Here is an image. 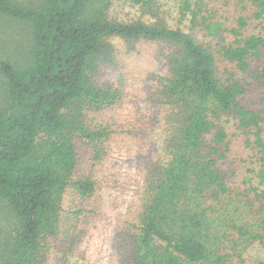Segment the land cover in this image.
<instances>
[{"label": "trees", "instance_id": "trees-1", "mask_svg": "<svg viewBox=\"0 0 264 264\" xmlns=\"http://www.w3.org/2000/svg\"><path fill=\"white\" fill-rule=\"evenodd\" d=\"M126 1L138 18H114V0H0V16L22 28L11 36L21 48L0 59V204L13 223L0 264H44L53 240L65 251L81 233L84 211L70 213L65 199L92 197L96 183L76 177V139L103 158L110 133L88 117L124 100L122 86L101 81L119 64L112 37L128 51L159 43L165 62L146 123L158 152L122 264H252L251 250L264 251V70H252L264 46V0H175L170 12L161 0ZM173 12L186 27L170 22ZM255 83L263 91L251 105ZM234 142L250 152L236 186L221 165Z\"/></svg>", "mask_w": 264, "mask_h": 264}, {"label": "rangeland", "instance_id": "rangeland-1", "mask_svg": "<svg viewBox=\"0 0 264 264\" xmlns=\"http://www.w3.org/2000/svg\"><path fill=\"white\" fill-rule=\"evenodd\" d=\"M161 1L166 5L167 12L176 7L175 0ZM219 14L225 17L228 11H220ZM112 15L118 20L128 21L138 18L140 12L131 2L114 0ZM168 17H171L170 22L173 25L187 26L185 22H180L176 12ZM21 29L19 23L0 16V59L13 54V49L19 47V41L16 37L11 39V36L17 33L21 37ZM197 36L200 40L204 39L199 34ZM111 41L119 51V64L107 68L101 75V81H115L122 86L124 100L116 107L91 113L88 117L90 123L102 126L110 133L103 158L94 160L92 148L76 139L79 158L76 177H90L96 183V190L92 197L86 200H81L72 191L67 193V211L71 213L76 208H82L84 211L82 226L77 231L81 233L72 237L74 246L65 251L60 248L59 240H53L44 264H72L70 256L73 261L78 257L96 264H122V240L127 237L129 225L137 221L146 168L158 152L160 140L157 139V131L146 130L147 127L150 128L146 123L149 117H152L155 106L152 94L157 78L165 73V62L160 53L162 46L159 43L138 41L135 49L128 51L122 39L112 37ZM20 48L21 42L18 49ZM257 66L264 70V46L261 48L260 58L252 64V70ZM262 91L263 89L255 83L246 99L250 104L255 103V95H262ZM161 108L160 105L157 107L156 114L160 118L163 109ZM234 144L231 154L221 165L228 173L230 182L236 186L248 175L247 165L242 159L250 155V152L247 146L238 142ZM12 224L11 216L5 206L0 204V245L12 231ZM70 239L71 236H68L67 241ZM249 255L251 263L256 264L264 258V251L251 250Z\"/></svg>", "mask_w": 264, "mask_h": 264}]
</instances>
